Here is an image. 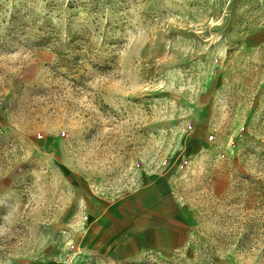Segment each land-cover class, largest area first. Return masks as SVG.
<instances>
[{
    "label": "rangeland",
    "instance_id": "374dc122",
    "mask_svg": "<svg viewBox=\"0 0 264 264\" xmlns=\"http://www.w3.org/2000/svg\"><path fill=\"white\" fill-rule=\"evenodd\" d=\"M154 186L186 239L111 259ZM0 209V264H264V0H0Z\"/></svg>",
    "mask_w": 264,
    "mask_h": 264
},
{
    "label": "crops",
    "instance_id": "0c3cea01",
    "mask_svg": "<svg viewBox=\"0 0 264 264\" xmlns=\"http://www.w3.org/2000/svg\"><path fill=\"white\" fill-rule=\"evenodd\" d=\"M140 193L147 195L144 203H135L128 211V218L121 224V232L110 226L111 213L117 209L109 208V257L114 260H128L146 253L168 255L186 239L183 228L171 223L177 220L178 209L172 197L155 186L145 188ZM176 212V213H175ZM119 219L118 216H115ZM118 219L115 221L117 222ZM116 234V235H115Z\"/></svg>",
    "mask_w": 264,
    "mask_h": 264
},
{
    "label": "snow or ice",
    "instance_id": "6c2138e0",
    "mask_svg": "<svg viewBox=\"0 0 264 264\" xmlns=\"http://www.w3.org/2000/svg\"><path fill=\"white\" fill-rule=\"evenodd\" d=\"M3 211V209H0V212H2Z\"/></svg>",
    "mask_w": 264,
    "mask_h": 264
}]
</instances>
